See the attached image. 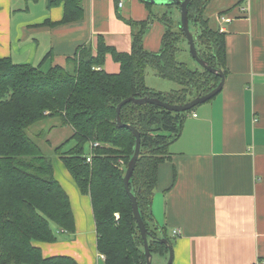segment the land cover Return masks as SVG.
<instances>
[{
    "label": "trees",
    "instance_id": "trees-1",
    "mask_svg": "<svg viewBox=\"0 0 264 264\" xmlns=\"http://www.w3.org/2000/svg\"><path fill=\"white\" fill-rule=\"evenodd\" d=\"M140 1L148 9L153 6ZM58 2L64 4V15L53 25L82 19L81 0H49L48 6ZM210 2L190 1L189 30L198 57L225 76V34L210 25L205 14ZM162 6L170 13L150 11L145 21H127L132 28L130 54L119 53L98 38L95 53L89 46L79 47L68 60L69 67L53 66L47 72L39 66L13 63L9 57L0 58V264H77L66 256L44 258L34 245L56 242L60 230L74 233L68 196L54 178L51 159L41 154L40 146L29 135L33 126L50 118H58L64 127L72 129L71 137L55 147L54 153L80 192L90 197L97 251L103 255L104 264H146L143 241L123 181L135 138L129 129L116 126V108L128 97L157 98L183 105L211 92L221 81L191 58L180 29V17L176 21L173 17L179 6ZM152 19L165 28L158 52H149L143 45ZM183 42L194 68L180 60L184 56ZM107 54L120 65L118 73L104 71ZM147 69L180 88L169 92L148 88ZM197 107L187 112H170L150 104L128 103L120 110L122 123L134 127L141 136L129 190L147 229L150 253L167 261L172 256V241L166 229L154 223L151 204L159 167L170 159V144L180 137L187 115ZM70 142L74 145L66 148ZM92 143L98 146L92 149L91 162L87 163L85 158Z\"/></svg>",
    "mask_w": 264,
    "mask_h": 264
},
{
    "label": "crops",
    "instance_id": "crops-1",
    "mask_svg": "<svg viewBox=\"0 0 264 264\" xmlns=\"http://www.w3.org/2000/svg\"><path fill=\"white\" fill-rule=\"evenodd\" d=\"M48 1L0 0V58L47 72L53 66L69 67L79 47L89 46L95 53L98 38L130 54L127 21H145L150 11L164 9H148L140 0H125L120 8L118 0H81L82 19L57 26L64 4L48 6ZM239 1L211 0L206 7L211 27L225 34L228 73L221 92L187 115L180 137L169 146L170 159L159 167L151 214L172 241V264H264V0L236 5ZM164 31L152 19L144 48L158 52ZM103 69L116 74L120 65L107 54ZM145 82L160 92L180 88L151 69ZM44 123L36 125L41 135ZM59 142L57 137L54 145ZM51 162L70 202L74 233L60 230L56 242L34 245L44 258L104 264L90 197L80 192L58 156ZM163 259L162 264L167 262Z\"/></svg>",
    "mask_w": 264,
    "mask_h": 264
},
{
    "label": "water",
    "instance_id": "water-1",
    "mask_svg": "<svg viewBox=\"0 0 264 264\" xmlns=\"http://www.w3.org/2000/svg\"><path fill=\"white\" fill-rule=\"evenodd\" d=\"M145 1H147L153 5H165L166 4V5H177V6H179L180 29H181V31H182V33H183V35H184V37L188 43L189 53H190L191 58L193 60H195V62L200 67L208 70L212 74L217 75L221 79L218 86L216 88H214L211 92H209L205 95H202V96H197L194 99H192L191 101H189L188 103L183 104V105H172V104H169L166 102H162L157 98L145 97V98L137 99L134 97H128V98L122 100L116 108V119H115L116 126L119 128L129 129L135 138L134 153H133L132 158L129 160V162L127 164V168H126V172H125V176H124L123 181H124L125 190H126L128 197L130 199L133 216L135 218L138 230L140 232V236H141L142 241H143V248H144V255L146 258V264H151V261H150L151 260V253L149 251L148 239H147L148 232H147V229L145 227L144 222L141 219L136 198L129 190V180L133 174V171H134V168H135V165H136L137 159L139 157V153H140L141 136H140V133L134 127L122 123L121 118H120V110H121L122 106H124L125 104L133 103V104H137V105L150 104V105L160 107V108L165 109V110L170 111V112H187V111H190L193 108L211 100L216 95H218L224 86L225 76H224L222 71L212 69L210 66H208V64L206 62H204L202 59H200L197 55V51H196L194 40H193V35L189 30V20H188L187 7H188L191 0H145ZM160 240L162 243H166L165 239L161 238ZM171 260H172V256L170 254L166 264H170Z\"/></svg>",
    "mask_w": 264,
    "mask_h": 264
},
{
    "label": "rangeland",
    "instance_id": "rangeland-1",
    "mask_svg": "<svg viewBox=\"0 0 264 264\" xmlns=\"http://www.w3.org/2000/svg\"><path fill=\"white\" fill-rule=\"evenodd\" d=\"M161 8H164V9L159 11L160 13L165 12V10H167V13H170V9H167L166 7H161ZM173 17H174L175 21L177 19H179V17H180L179 12L177 13L176 10H174L173 11ZM181 46L184 49V54H183L184 56H182V57L180 56V60L188 62L189 65H191L194 68L195 63L193 61H191L189 54L186 51V49H187L186 43L183 42L181 44ZM152 72H154V71L152 70ZM148 82L150 85H152L151 75H149ZM170 86L177 88V87H175L176 85H170ZM38 130H40L39 127L33 126L29 131V135L40 146L41 154L45 157L50 158V159H52L53 156H56L54 153V148L57 147L58 144L54 145V141L57 140V137H60L59 143L61 144L69 138V136H68L69 133L72 134V132L68 128L66 129L61 124V121L58 118H50V119L45 121V123L43 124V130L45 131L43 135H40V134L38 135ZM73 145H74V142H70L69 144H67L66 148H69ZM86 151H87V149H86ZM117 217L118 216H116V218ZM163 260L164 259L162 257H160L159 254H156V253L151 254V260H150L151 264H162ZM166 263L164 262V264H166Z\"/></svg>",
    "mask_w": 264,
    "mask_h": 264
},
{
    "label": "built area",
    "instance_id": "built-area-1",
    "mask_svg": "<svg viewBox=\"0 0 264 264\" xmlns=\"http://www.w3.org/2000/svg\"><path fill=\"white\" fill-rule=\"evenodd\" d=\"M125 0H118L117 2V5H118V8L122 7L123 6V3H124ZM98 146V143H92L91 146H90V151L88 153V155L86 156L85 160L87 163H90L91 162V158H92V149H94L95 147ZM173 234L174 235H178L179 234V231L177 230H174L173 231ZM100 258L104 259L103 255H100Z\"/></svg>",
    "mask_w": 264,
    "mask_h": 264
}]
</instances>
